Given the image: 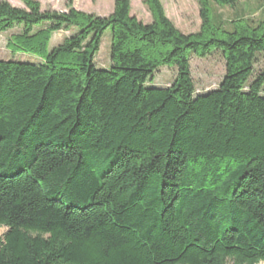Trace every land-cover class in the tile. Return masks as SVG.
Segmentation results:
<instances>
[{"label": "trees", "instance_id": "trees-1", "mask_svg": "<svg viewBox=\"0 0 264 264\" xmlns=\"http://www.w3.org/2000/svg\"><path fill=\"white\" fill-rule=\"evenodd\" d=\"M20 1H0V34L17 31L0 58V264H264V17L226 27L212 4L240 0H200L185 34L161 0L149 23L131 0L108 17ZM214 52L225 75L196 94L191 58ZM164 67L173 83L148 85Z\"/></svg>", "mask_w": 264, "mask_h": 264}, {"label": "rangeland", "instance_id": "rangeland-1", "mask_svg": "<svg viewBox=\"0 0 264 264\" xmlns=\"http://www.w3.org/2000/svg\"><path fill=\"white\" fill-rule=\"evenodd\" d=\"M2 1V0H0ZM16 7L25 8L20 0H4ZM42 10H55L67 12L70 8L87 14L108 17L114 11L117 0H37ZM167 16L185 34H195L201 30L202 19L200 14V0H161ZM132 14L138 19L149 23L152 15L145 0H131ZM213 20L230 27L235 19L259 20L264 17V0H240L235 6H219L212 4ZM17 31L0 34V58L10 59L11 53L7 50L8 37ZM69 32L61 31L54 34L51 48L63 42ZM111 31L107 30L102 39L100 51L95 57L98 68H109L111 60ZM15 58L29 61H38L36 56L19 54ZM264 67V58L261 56L255 65V73ZM192 76L195 81L196 94H202L219 87L226 69L225 60L220 52H214L206 58H191ZM176 77V70L168 67L162 68L148 82V85L169 86ZM7 232V228L0 226V241Z\"/></svg>", "mask_w": 264, "mask_h": 264}]
</instances>
